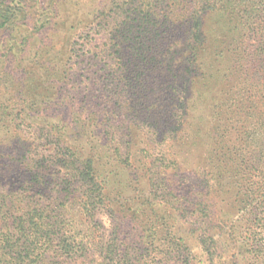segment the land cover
<instances>
[{
  "label": "trees",
  "instance_id": "obj_1",
  "mask_svg": "<svg viewBox=\"0 0 264 264\" xmlns=\"http://www.w3.org/2000/svg\"><path fill=\"white\" fill-rule=\"evenodd\" d=\"M25 7L23 0H0V30L12 24L16 12ZM95 14L88 34L74 42L71 51L79 46L82 64H90L99 59L92 42L100 40L109 52L114 50L117 67L106 69V63L99 69L100 77H111L112 83L120 79L114 89L106 91L111 100L116 97L117 106L119 100L126 102L128 113L137 116L145 106L146 94L159 86V91L175 92L174 75H178L182 92L174 93L175 109L187 106L182 93L190 82L198 98L205 100L211 118L200 112L189 122L190 111L182 110L183 120L170 126L172 113L159 116L151 112L134 119L141 122L138 126L156 132L165 118L163 127L172 132L165 135L202 149L205 138L212 136L214 142L220 132L225 137L235 131L237 143L222 154L233 157L218 159L222 167L216 156L210 157L220 154L207 152L203 164L194 170H186L169 157L159 159V165L146 156L135 163V152L122 159L119 148L109 160L101 155L87 157L62 143L61 128L53 132L56 124L47 121L39 127L40 133L51 136L62 155L32 164L21 156L26 171L18 188L0 193V264H57L60 258L86 259L94 248L100 250L98 264H264V0H109ZM168 78H174L169 85ZM68 82L71 79L66 85ZM122 82L121 92L130 95L129 99L112 92ZM95 110L104 111L95 105L73 114L83 124L80 131L70 129L71 125L64 127L85 136L81 130L86 131L91 118L95 120ZM85 114L90 115L83 117ZM111 114L103 123L106 137H114L113 123L119 116L116 110ZM228 114L236 121L219 129L216 123ZM210 124L214 127H208ZM122 126L127 135L131 133L130 126ZM192 128L197 129L195 133ZM202 130L204 135L198 140L194 134H202ZM139 153L150 155L146 149ZM138 165L146 169L151 188L155 187L153 181L161 182V190L152 189L163 192V199L149 195L137 203L128 217L133 228L122 231L125 223L121 222L106 245L99 237L85 236L77 219L82 220L80 225H94L95 212L108 208L106 189L116 183L130 188L125 169ZM237 166L244 173L235 195L236 216L230 221L227 215L219 217V198L222 181L237 178L232 170ZM154 169L158 171L150 173ZM144 176L135 175V181L139 184ZM72 202L77 206L75 214L67 209ZM190 240L199 247L196 255Z\"/></svg>",
  "mask_w": 264,
  "mask_h": 264
},
{
  "label": "rangeland",
  "instance_id": "obj_2",
  "mask_svg": "<svg viewBox=\"0 0 264 264\" xmlns=\"http://www.w3.org/2000/svg\"><path fill=\"white\" fill-rule=\"evenodd\" d=\"M23 1L26 4L24 11L16 12L12 24L0 30L1 194L18 188L19 181L23 179L26 168L19 161L21 156L25 155L32 164L33 161H41V159L44 161L50 156L62 155L60 150L55 148L52 137L47 133L43 135L40 133L39 127L46 125L47 121L56 124L53 132H60L59 128H61L62 143L75 147L82 155L87 157L101 155L109 160L111 156L115 157L114 149L119 148L122 159H126L127 153L130 151L135 152V155L132 156L135 163L138 159L146 156L149 157V161H154L156 165H159V159L169 157L178 160L186 170H194L203 164L207 152L212 154L214 151L213 154H220L210 155V157L216 156V160L225 156L227 158L233 157L222 154L226 152L227 147H231L233 142L237 143L235 131L225 137L220 132V137L216 138L217 140L214 138L215 143L212 136L205 138L201 142L204 143V149H202L201 146L191 147L190 143L181 144L180 139L175 140L174 137L171 139L170 135H165L167 131L171 132L169 127H163L165 118L157 125L156 132L152 129L149 131L148 128L139 127L138 125L141 122L134 120L140 115H151V112L157 113L159 116L165 112H170L173 114L170 126H173L174 122L178 124L179 121L183 120L181 118V116L183 117L182 110L190 111L188 114L189 122L191 118L199 117L200 112H204L203 116L208 115L207 117L210 119V109L207 108L205 100L198 98L199 96L193 90L190 82L188 83V89L182 93L188 107L184 106L182 109L177 107L175 109L177 102L173 97L174 93L181 95L182 89L177 85L180 84L182 79L177 78L178 75H174L176 78V82L173 84L175 92L170 90L159 91L161 87L159 86L154 93H149L148 96L146 94L145 106L140 113H136L137 116H133V112L128 113L126 108L129 107L126 106V102L123 103L119 100L117 106L115 104L116 97L112 101L109 94L106 93V91H109L108 89H114L116 82L120 79H115L112 83L111 77H100L102 73L99 69L103 68L104 64L107 63L108 65L106 69L117 67L118 57L114 54V50L109 52L103 42H99L100 40L92 42L91 48L99 55V59L94 62L91 60L90 64H82V53L79 46L75 45L71 51L73 43L81 42L88 34L90 21H92V17L96 16V10L109 0ZM84 30L85 33L81 34ZM69 68L72 71H69ZM82 68H85L83 74L81 72ZM65 71L66 76L64 75ZM67 79H71V82L66 85ZM172 79L174 78L167 79V85L171 84ZM123 90L122 82L118 84L117 90H112V92L115 91L122 98L129 99L130 95L121 92ZM86 96L87 98H85ZM95 105H100L104 111L95 110L97 117L94 121L91 118L87 122V132L84 129L81 130V133L85 136H77L75 131H69L64 127V125H71L69 126L70 129L77 128L80 131L83 124L79 120H75L73 114L77 112V109ZM155 109L157 112H155ZM113 110L119 113L116 121H113L114 128L112 131L114 137H106L102 131L103 123H105L107 115L112 116ZM87 115L90 114H85L83 117ZM222 119L219 122L216 121L219 129L225 128L227 124L231 126L233 124L231 121H236L230 114L224 120ZM81 120H83L82 117ZM122 124L130 126L133 135L131 133L127 135ZM188 125V123H185V126ZM210 126L214 127L211 124L208 127ZM196 130L194 128L193 132L195 133ZM202 131V134H198V132V135L194 134L195 138L199 140L204 135L205 130ZM141 149L148 150L150 155L139 153ZM164 152H169L170 155H163ZM222 163V161L217 162L223 167ZM55 169H58V167ZM103 169L114 171L112 167H103ZM125 170H127L125 175L129 177L131 187L123 188V186L116 183L106 189L109 198V201L106 202L108 208H99L95 212L94 225L91 227L85 223L80 225L82 220L77 219V222H79L78 227L82 229L85 236H89V238L99 237L105 245L112 238L115 228L119 227L121 222L125 223V226H120L122 231L133 228L134 224L128 220V217L136 211L137 203H142L150 196L153 197V195L154 197L157 196L158 199H163V196H165L163 192L156 191V193L153 190H161V182L153 181L155 187L151 188L148 176H146L148 174L146 169L139 168L138 165V167L131 166V168L128 167ZM232 170L233 175H237V178L234 181H229L226 178L222 181L221 190L223 192L221 198H219V217L222 218L227 215L231 218L230 221H234L236 216L235 195L238 193V179L244 173L239 166ZM156 171L158 170L154 169L150 173L155 174ZM135 175L145 176L141 178L138 184L135 181ZM119 177L123 181L124 176ZM153 179L155 180L156 177H153ZM165 179V182L170 185V180ZM130 197H135V199L129 200ZM12 199L15 202V199ZM47 203L43 200V205H47ZM153 203L150 206H153ZM67 209L71 214H75L77 206L72 202ZM133 235L136 236L134 232ZM188 243L191 245L192 254H198L199 247L197 244L193 240ZM94 249L89 251L86 259L70 261L60 258L57 264H98L97 255L100 250Z\"/></svg>",
  "mask_w": 264,
  "mask_h": 264
}]
</instances>
